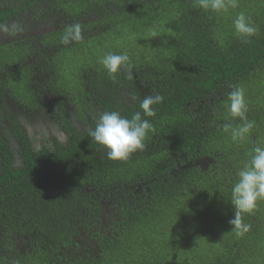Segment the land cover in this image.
Wrapping results in <instances>:
<instances>
[{"label": "trees", "instance_id": "obj_1", "mask_svg": "<svg viewBox=\"0 0 264 264\" xmlns=\"http://www.w3.org/2000/svg\"><path fill=\"white\" fill-rule=\"evenodd\" d=\"M33 9L55 21L60 11L66 14L57 32L46 36L54 43L44 51L53 58L56 54L58 71L68 83L80 82L85 89L92 73L86 77L83 70L98 68L91 39L98 41L95 45L109 40L104 54L129 56L131 78L127 68L115 79L105 69L99 70L105 89L112 84L109 90H113L90 104L106 112L114 111L106 107L114 100L132 97L141 102L147 95H162L163 102L153 106L155 116L140 112L151 129H160L167 152L146 151L144 146L126 161L108 160L102 146L89 136L77 149L60 151L58 161L29 158L24 168L16 169L0 131L5 156L0 207L6 216L4 230L11 237L4 240L6 253L0 256V264H264V200L252 213L242 214L243 222L251 226L249 232L238 236L229 224L234 216L230 199L236 173L256 145L264 146V0H238V6L227 12L204 10L198 0H0V23L6 17L31 14ZM240 12L257 29L250 38L235 31L233 21ZM77 23L82 38L62 43L64 33ZM35 53L26 38L0 43V58L12 68L14 91L23 84L18 75L23 62L18 59ZM142 86L154 94L141 92ZM233 88L244 90L247 119L254 122L239 142L231 139L232 128L243 123L228 112ZM194 96L213 100L210 119L204 123L190 119L182 108ZM84 99L76 97L68 104L82 109ZM199 149L216 154V168L128 173L156 170L166 157L169 162L176 156L189 161L193 154L201 155ZM32 173L38 182L32 183ZM157 174L166 179L159 183L147 179ZM94 178L95 190H88ZM138 181L148 182L139 195L149 203L138 209L119 207L116 194L123 198L133 194ZM30 184L33 192L27 191ZM219 184L224 185V194ZM19 192L35 199V209L20 203ZM103 217L108 224L90 223ZM23 223H28L20 231L29 243L25 252L13 234ZM78 231L95 235L96 253L84 256L85 248L75 246L73 234Z\"/></svg>", "mask_w": 264, "mask_h": 264}, {"label": "flooded vegetation", "instance_id": "obj_2", "mask_svg": "<svg viewBox=\"0 0 264 264\" xmlns=\"http://www.w3.org/2000/svg\"><path fill=\"white\" fill-rule=\"evenodd\" d=\"M55 25L43 26L40 34L36 37L29 32V34L23 33V30L14 24L13 26H6L3 28L7 30L4 35L0 32V43L6 45L13 41H20L22 38H26L29 47L36 50L33 57L21 58L17 62H23L20 65L21 73L18 74L20 82L23 83L16 91L12 89V68L8 66L7 62L0 58V131L2 140L8 144L10 151L12 152V163L16 169H22L26 166L27 160L31 158V162L34 160L44 161V158H49L54 161H58L60 153L65 150H75L81 144L83 140H86L88 130L95 127L96 117L104 111L95 103L91 105L93 100H98L99 96H106L112 90V84L105 89L104 83L101 81L102 75L92 73L91 81L86 79L87 88L82 89V83L73 81L68 83L65 76L61 75L58 71L56 54L54 58L48 55L44 50L48 49L54 41L46 40V36L49 34H55L54 32L59 29L60 19L63 18L65 13L62 11ZM39 18V19H38ZM34 24L41 22L42 18L38 16L33 18ZM13 24V23H12ZM58 28V29H56ZM55 29V30H54ZM57 32V31H56ZM54 38V36H53ZM66 46V45H65ZM13 64V63H10ZM17 64V63H16ZM17 73V71L15 70ZM141 92L146 93L145 86L139 88ZM85 97L81 107L77 104H71L76 97ZM140 100L135 101L132 97L125 99L114 100L106 107L119 111L120 114L126 118L137 111H141L139 108ZM210 116L204 115L202 118L195 119L198 122H205L209 120ZM193 127V123L189 124ZM75 141V142H74ZM145 149H153L154 151L164 154L167 152L166 144L162 138L160 129L156 127L148 131L145 137ZM61 151V152H60ZM200 152V149H199ZM201 155L193 154V157L189 161L183 157L176 156L173 162H169L167 157L160 161V166L156 170H148L143 168L144 171H132L128 173H180L185 171L188 167L202 168L204 171L210 167L216 168L217 156L212 153L211 150L200 152ZM5 156L1 154L0 143V173L3 171V161ZM41 166V165H40ZM42 167V166H41ZM79 167V166H78ZM43 168V167H42ZM44 170L48 171L45 168ZM80 173V170L77 175ZM69 174V171L65 173ZM32 183L38 182V177L31 174ZM95 179H93L90 185H87L88 190H95ZM150 182H162L166 179V175L157 174L147 177ZM144 183L147 181H138L135 183V187L138 188L133 194L121 197V194H116V199L119 207L123 209L142 208L148 201L142 200L139 193L142 190ZM18 185V181H16ZM17 189L19 187L17 186ZM34 188L32 184L27 188L28 192H33ZM20 203L24 205L30 204L31 209H35V199H27L26 195L19 192ZM109 204H106L108 208ZM114 209L108 210L113 211ZM5 215L2 213L0 207V256L6 253L4 240L9 236L7 230H4L2 222L5 220ZM109 221L103 217L102 220L93 218L91 224L97 225L99 223L108 224ZM23 223L20 226L19 231L14 232L18 248L25 252L26 247L29 246L27 238H25L20 231L25 229ZM85 234L87 243L82 244L85 248L83 255H92L97 252V240L94 234L92 237L85 232L78 233ZM74 235V236H77ZM26 240L25 243L23 241Z\"/></svg>", "mask_w": 264, "mask_h": 264}, {"label": "clouds", "instance_id": "obj_3", "mask_svg": "<svg viewBox=\"0 0 264 264\" xmlns=\"http://www.w3.org/2000/svg\"><path fill=\"white\" fill-rule=\"evenodd\" d=\"M17 8L19 4H11ZM198 6L204 10H211L213 12H227L229 8H236L238 0H198ZM35 9H39L36 7ZM31 14L24 13L17 18L6 17L4 22L0 23L3 28L6 26H13L17 24L23 33L29 32L35 35L40 34L43 26L55 25L57 21L52 17L46 16L44 13L38 15L37 12ZM40 16L41 22L34 24L32 19ZM90 19V18H88ZM91 20V19H90ZM32 21V22H31ZM13 23V24H12ZM235 31L240 37H252L256 34L257 29L250 22L249 18L240 12L233 21ZM0 27V32L5 35L7 30ZM103 30V29H102ZM7 35V34H6ZM25 38H28L25 36ZM81 36L80 25L73 24L69 27L66 34L62 37V43L69 44L79 41ZM245 42H248L247 40ZM129 56L127 54H116L113 52H106L100 60L106 72L115 79V75L120 72L122 68L128 69L129 78H131L132 65L129 63ZM95 70H98L95 69ZM94 70H83V74L88 77ZM191 85V84H188ZM146 93L154 94L150 88H146ZM164 97L160 94L145 96L139 105L143 114L148 117L155 116L156 111L154 105L163 102ZM228 112L233 118H239L243 123L235 128H232L231 139L233 142L242 141L247 134L254 127V122L247 119V103L245 100L244 90L242 88H233L228 94ZM185 105L182 106L185 113H189L188 117L192 120L202 118L211 111L213 100L210 97L199 98L194 96L192 99H186ZM152 125L147 119H142L140 111L135 112L131 118H126L120 114L119 111H106L96 117L94 128L88 130V135L92 140L102 146L105 150L106 158L108 160L126 161L131 154L138 150H143L144 140ZM237 180L232 185L230 203L234 211V216L229 220L232 230L236 235L243 236L250 231V225L243 222L242 214L252 213L256 207L257 202L264 200V146L256 145L253 150L251 158L243 165V167L236 173ZM215 183V182H214ZM220 185V184H219ZM222 193L224 194V185H220ZM79 231L73 235H77ZM86 233V232H85ZM86 234H89L88 232ZM78 244L76 247H82V244L87 243L86 235L79 234L75 236Z\"/></svg>", "mask_w": 264, "mask_h": 264}, {"label": "rangeland", "instance_id": "obj_4", "mask_svg": "<svg viewBox=\"0 0 264 264\" xmlns=\"http://www.w3.org/2000/svg\"><path fill=\"white\" fill-rule=\"evenodd\" d=\"M56 29H58V28H56ZM64 35H65V33H64ZM94 42L97 43L98 41L97 40H94V39L89 40V44H91L94 47V52H95V55H96V58H95L94 63L97 65L98 70H95V69H92V68H90V69L91 70H94L96 72V74L101 75L99 73V70H104V68H103V65L100 63V60H101V58L104 55V48H105V45L107 43H109V40H102V42H101L100 45H95V44H93Z\"/></svg>", "mask_w": 264, "mask_h": 264}]
</instances>
